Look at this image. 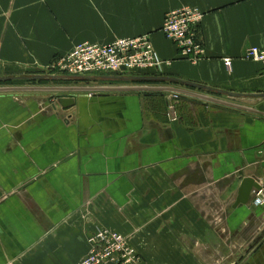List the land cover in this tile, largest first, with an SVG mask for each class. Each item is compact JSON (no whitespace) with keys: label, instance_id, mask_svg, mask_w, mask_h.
<instances>
[{"label":"crops","instance_id":"0c3cea01","mask_svg":"<svg viewBox=\"0 0 264 264\" xmlns=\"http://www.w3.org/2000/svg\"><path fill=\"white\" fill-rule=\"evenodd\" d=\"M184 7L204 14L196 64L162 33ZM142 36L169 65L48 70L80 43ZM251 47L264 49V0H0V264H75L101 229L125 235L138 264H264L257 190L236 207L246 178L264 190Z\"/></svg>","mask_w":264,"mask_h":264},{"label":"built area","instance_id":"2783aa9c","mask_svg":"<svg viewBox=\"0 0 264 264\" xmlns=\"http://www.w3.org/2000/svg\"><path fill=\"white\" fill-rule=\"evenodd\" d=\"M204 14L198 8L184 7L166 14L162 33L180 50L181 56L196 64L205 56L204 48L197 42L196 26ZM245 59L257 62L264 69V49L251 47ZM165 64L156 54L150 36L122 38L110 44L84 42L59 57L53 71L72 78L117 76L124 72L159 70ZM226 68H232L231 60ZM179 95H174L178 100ZM176 106L170 104L168 116L176 121ZM258 204L264 205V190L255 192ZM89 254L75 264H138L141 262L136 249L123 234L101 229L89 239Z\"/></svg>","mask_w":264,"mask_h":264},{"label":"water","instance_id":"95a60500","mask_svg":"<svg viewBox=\"0 0 264 264\" xmlns=\"http://www.w3.org/2000/svg\"><path fill=\"white\" fill-rule=\"evenodd\" d=\"M58 104L62 107H67L70 104H74V100L72 98L60 97L58 99ZM261 189V186L253 178H246L240 187L239 195L236 200V207L240 205H248L252 196L253 191H258Z\"/></svg>","mask_w":264,"mask_h":264},{"label":"rangeland","instance_id":"374dc122","mask_svg":"<svg viewBox=\"0 0 264 264\" xmlns=\"http://www.w3.org/2000/svg\"><path fill=\"white\" fill-rule=\"evenodd\" d=\"M62 55H60V56H58V57H56V58H54V60H53V62H52V64H51V66H49L48 67V70H50L51 72H55V74L56 75H64V74H61V73H59V72H57L56 70L55 71H53V67H54V64H55V62H56V60L59 58V57H61ZM126 73H128V72H126ZM15 74H12V76H14ZM17 75V74H16ZM64 76H66V74L64 75ZM67 77H69V76H67ZM72 78V77H71ZM177 116H178V114H177ZM169 117V116H168ZM170 118V117H169ZM178 118V117H177ZM171 119V118H170ZM172 120V119H171ZM173 121V120H172Z\"/></svg>","mask_w":264,"mask_h":264}]
</instances>
